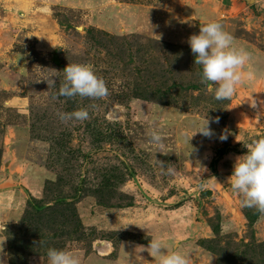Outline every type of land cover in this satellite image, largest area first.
<instances>
[{"label": "rangeland", "instance_id": "1", "mask_svg": "<svg viewBox=\"0 0 264 264\" xmlns=\"http://www.w3.org/2000/svg\"><path fill=\"white\" fill-rule=\"evenodd\" d=\"M209 21L257 73L231 100L207 92L186 43ZM68 63L90 65L109 95L54 99ZM80 107L89 119L59 120ZM205 119L212 136L193 135ZM153 128L167 155L149 144ZM260 137L264 0H0V264H48V248L81 264H155L137 248L151 238L190 264H264V216L227 183ZM225 145L237 148L214 173Z\"/></svg>", "mask_w": 264, "mask_h": 264}, {"label": "clouds", "instance_id": "2", "mask_svg": "<svg viewBox=\"0 0 264 264\" xmlns=\"http://www.w3.org/2000/svg\"><path fill=\"white\" fill-rule=\"evenodd\" d=\"M186 43L194 56V64L200 66L201 83L206 85L207 92L217 101L231 100L237 86L245 79L252 81L257 78V73L250 67L251 53L237 47L235 38L218 21L200 24L199 34H191ZM63 74L58 94L54 99L79 97L96 101L103 100L109 95L106 82L95 74L90 65L68 63L63 69ZM45 81L49 88L56 84L53 78ZM251 105L255 108L256 102ZM57 116L62 123L83 122L89 119V111L88 108L80 107L70 112H57ZM197 133L205 137L212 136L207 119L193 135ZM219 138L223 141L227 136L221 135ZM164 139L162 132L155 128L148 133L149 144L167 155L168 153L163 151ZM243 145L247 152L235 158L233 172L227 183L233 193L240 197L241 207L255 209L258 214L264 216V137L253 139ZM160 164L163 168L164 163L160 161ZM173 173V168H166V174ZM137 248L141 249V252L147 251L154 258L155 264H190L189 257L180 253L177 250L178 246L169 252L158 238H151L147 246L140 245ZM46 255L48 264H81L79 256L72 251L48 248Z\"/></svg>", "mask_w": 264, "mask_h": 264}, {"label": "trees", "instance_id": "3", "mask_svg": "<svg viewBox=\"0 0 264 264\" xmlns=\"http://www.w3.org/2000/svg\"><path fill=\"white\" fill-rule=\"evenodd\" d=\"M237 145H225L216 149V157L212 160L210 169L212 172H217V165L219 160L232 150H236ZM264 245V244H263Z\"/></svg>", "mask_w": 264, "mask_h": 264}]
</instances>
